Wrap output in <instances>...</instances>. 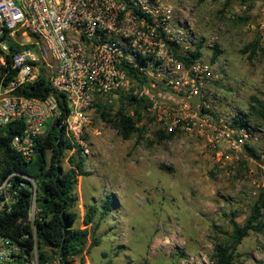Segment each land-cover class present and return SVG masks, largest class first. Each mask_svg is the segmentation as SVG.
<instances>
[{
  "label": "built area",
  "instance_id": "1",
  "mask_svg": "<svg viewBox=\"0 0 264 264\" xmlns=\"http://www.w3.org/2000/svg\"><path fill=\"white\" fill-rule=\"evenodd\" d=\"M197 49L200 56L186 60ZM203 51L192 27L163 0H0V135L12 122L23 123L11 145L31 158L36 139L62 109L55 93L40 98L17 90L45 77L66 97L72 151L92 154V138L108 123L100 109L134 114L126 109L144 99L136 123L142 135H195L214 154L217 169L227 171L253 159L249 148L258 135L248 111L217 115L223 92L214 60ZM16 174L0 164V211L15 202ZM19 251L0 237L2 264H13ZM23 264H38L37 251Z\"/></svg>",
  "mask_w": 264,
  "mask_h": 264
},
{
  "label": "rangeland",
  "instance_id": "2",
  "mask_svg": "<svg viewBox=\"0 0 264 264\" xmlns=\"http://www.w3.org/2000/svg\"><path fill=\"white\" fill-rule=\"evenodd\" d=\"M163 1L192 27L206 58L220 50L212 62L223 92L217 115L249 111L252 96L264 98V0ZM250 122L257 157L227 171L195 135L159 140L136 132L125 139L104 124L77 186L74 225L90 235L73 264H213L215 245L230 243L232 216L242 224L258 203L264 220V123ZM92 206L93 223L85 225ZM232 264H264V227L237 245Z\"/></svg>",
  "mask_w": 264,
  "mask_h": 264
},
{
  "label": "trees",
  "instance_id": "3",
  "mask_svg": "<svg viewBox=\"0 0 264 264\" xmlns=\"http://www.w3.org/2000/svg\"><path fill=\"white\" fill-rule=\"evenodd\" d=\"M256 45L257 41L251 43L253 55L256 53ZM219 53L220 50L216 47L213 60ZM200 54V49H197L195 53H190L186 60L195 59ZM17 92L40 98L55 93L62 113L49 121L44 132L38 136L30 159H25L11 145L13 137L22 130L23 123L12 122L3 128V134L0 135V164L4 165L6 173L15 171L18 174L12 179L17 190L15 202L9 210L0 211V237L12 240L20 248L13 264H23L32 258L34 251L38 254V264H51L54 260L59 264H73V259L81 257L85 252L90 235L87 227L74 225L79 217L74 209L79 177L89 174L85 168L86 158L78 149L72 151L74 145L66 131L65 118L69 107L64 94L56 93L45 77L19 88ZM132 101H136V98L133 97ZM137 101L138 104L132 102L133 105L130 106L134 108V114H125L121 110L110 112L100 109L99 116L112 124L123 138L129 139L136 132H139L142 138L144 127H137L136 123L143 115L145 100ZM248 117L264 123V98L251 97ZM165 137L166 134L157 133L159 140ZM249 151L252 156L257 157L254 149L249 148ZM30 179L35 181L36 189ZM21 182L25 184L21 186ZM94 208L92 206L86 212L85 225L93 223ZM106 212L107 210L104 213ZM230 222V243L215 245L213 264H232L237 245L248 236L250 230L260 231L264 227L260 205L256 203L253 206L244 223L240 224L233 216ZM95 244H98V240ZM107 264L117 263L109 261Z\"/></svg>",
  "mask_w": 264,
  "mask_h": 264
}]
</instances>
